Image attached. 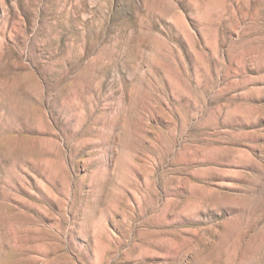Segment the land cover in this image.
<instances>
[{
  "label": "rangeland",
  "instance_id": "374dc122",
  "mask_svg": "<svg viewBox=\"0 0 264 264\" xmlns=\"http://www.w3.org/2000/svg\"><path fill=\"white\" fill-rule=\"evenodd\" d=\"M0 264H264V0H0Z\"/></svg>",
  "mask_w": 264,
  "mask_h": 264
}]
</instances>
